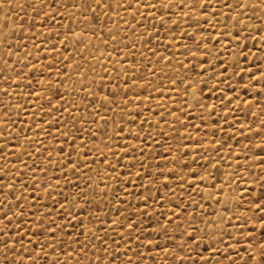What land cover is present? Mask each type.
Instances as JSON below:
<instances>
[{"label": "rangeland", "instance_id": "1", "mask_svg": "<svg viewBox=\"0 0 264 264\" xmlns=\"http://www.w3.org/2000/svg\"><path fill=\"white\" fill-rule=\"evenodd\" d=\"M262 143L261 0L0 6V264H244Z\"/></svg>", "mask_w": 264, "mask_h": 264}, {"label": "snow or ice", "instance_id": "2", "mask_svg": "<svg viewBox=\"0 0 264 264\" xmlns=\"http://www.w3.org/2000/svg\"><path fill=\"white\" fill-rule=\"evenodd\" d=\"M11 2H12V0H0V6H2L5 3L10 4ZM200 2L203 3L204 0H200ZM261 2H262V4H264V0H261ZM238 6L242 7V8H247L248 7L247 5H245L243 3H240ZM100 7H102V8L111 7V5L108 4V3H104V4H101ZM147 7H153L154 8L155 5H147ZM194 7H199V4L194 5ZM224 7H229L230 8L231 6L228 5V4H225ZM160 19L162 20L163 17L161 16ZM5 26H7V25H5ZM76 35H78V34H76ZM64 40H67V37H65ZM17 75H20V73H18ZM60 99H63V97L60 96ZM70 107H74V106L70 105ZM57 111H59V109ZM121 131H123V130H121ZM259 147H260L261 151L264 152V143H262ZM61 151H63V149H61ZM101 155H103V153H101ZM261 163H264V160H262ZM109 166H110V162H109ZM73 168H75V164H73ZM161 175H163V173H161ZM165 179H167V177H165ZM101 183H103V181H101ZM6 187H11V185H6ZM5 199H6V197H5ZM143 199H144V202L147 203L149 197L148 196H144ZM0 203H2V201H0ZM65 203H67V200H65ZM61 207H63V204L61 205ZM255 210L258 211V212L264 213V182H262V184H261V191L259 192V194L255 198ZM18 214L21 215V216L23 215V213H18ZM144 214H146V213H144ZM4 218L8 219V214L7 213H4ZM221 220H223V217H221ZM11 222L12 221L9 219V223H11ZM245 222L247 223L248 221L246 220ZM69 223H70V221H69ZM79 223L81 225H83V221L82 220L79 221ZM113 223H116V221H113ZM260 223H261V229H262V237H264V215L260 216ZM120 226L121 227H125L126 230H129V236L127 238L124 237L121 233H117V235H120V238L123 241V244L119 245L120 247H123L124 245L130 244L133 239H135L137 241L140 240V236L139 235L133 236V232L131 231L133 229H135V231H139L140 230V226L138 224H134V222L129 219L126 224H121ZM2 231L3 230L0 229V232H2ZM61 231H63V228H61ZM4 234L7 235L6 232ZM44 234L46 235V233H44ZM184 234L186 235L187 233L185 232ZM80 235H83V233H80ZM251 235H252L251 233H247L246 234L247 237H251ZM53 237H55V232H53ZM95 239L99 240L100 244L103 246V253L102 254L103 255H108L107 242L102 237H99V236H96ZM77 242L81 243V247L79 249L80 254H84V248L87 247L88 245L80 242L79 240H77ZM113 242L116 243L115 241H113ZM244 242L248 245V247L245 250L246 251V255H247V259L245 260L244 264H264V238H262V240L259 243H256V244H253L250 239H245ZM9 243H20V240H17L15 242H12V241L8 240V241L4 242L6 253L8 251H11V252L14 253L16 250H15L14 247L13 248H8V244ZM29 243H31V240H29ZM45 243H47L48 246L52 248L53 252H55L57 250L56 246H55L54 239L52 241H45ZM152 244H153V241L152 240H148V245H152ZM91 246L93 248H95V244H92ZM22 247H23V245H22ZM37 247L42 250L44 245L39 243V242H37ZM156 247H159V245L157 244ZM181 251H183V248H181ZM63 254L67 255L66 252L63 253ZM137 255H139V253H137ZM29 258H31V254H29ZM97 259L99 260L100 264H104L103 259H101L100 257H97ZM176 259L183 260L182 257H176ZM117 260H118V257L116 255H113L112 256L113 264H115V262ZM3 264H9L7 255H5V259H4ZM33 264H35V261H33ZM52 264H57V261L53 260ZM65 264H66V262H65ZM77 264H79V262H77ZM90 264H95V261H90ZM126 264H132L131 255L127 256ZM141 264H142V261H141ZM195 264H199V261L195 262ZM204 264H212V261L210 259L205 260ZM216 264H219V261H217ZM230 264H235V261H230Z\"/></svg>", "mask_w": 264, "mask_h": 264}, {"label": "bare ground", "instance_id": "3", "mask_svg": "<svg viewBox=\"0 0 264 264\" xmlns=\"http://www.w3.org/2000/svg\"><path fill=\"white\" fill-rule=\"evenodd\" d=\"M145 7V6H144ZM77 9V8H76ZM80 21V20H79ZM77 34V33H76ZM114 38V37H113ZM115 46V45H114ZM128 52V51H127ZM103 54V53H102ZM93 58V57H92ZM109 60V59H108ZM121 62V61H120ZM127 65V64H126ZM101 67V66H100ZM27 76V75H26ZM136 83V82H135ZM84 85V84H83ZM135 86V85H134ZM17 89V88H16ZM7 93V92H6ZM125 106V105H124ZM39 130V129H38ZM131 130V129H130ZM186 135V134H185ZM85 142V141H84ZM98 153V152H97ZM29 156V155H28ZM196 192V191H195Z\"/></svg>", "mask_w": 264, "mask_h": 264}]
</instances>
